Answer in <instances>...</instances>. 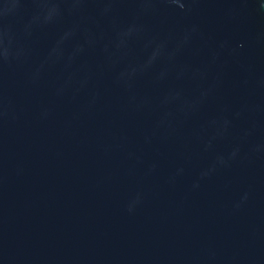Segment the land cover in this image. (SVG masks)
Wrapping results in <instances>:
<instances>
[{
  "label": "water",
  "instance_id": "95a60500",
  "mask_svg": "<svg viewBox=\"0 0 264 264\" xmlns=\"http://www.w3.org/2000/svg\"><path fill=\"white\" fill-rule=\"evenodd\" d=\"M0 264H264V0H0Z\"/></svg>",
  "mask_w": 264,
  "mask_h": 264
}]
</instances>
